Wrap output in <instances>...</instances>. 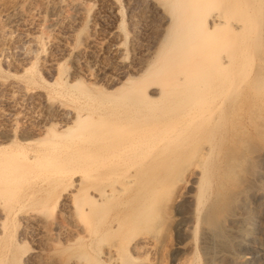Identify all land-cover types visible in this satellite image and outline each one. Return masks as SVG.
<instances>
[{
    "label": "bare ground",
    "instance_id": "6f19581e",
    "mask_svg": "<svg viewBox=\"0 0 264 264\" xmlns=\"http://www.w3.org/2000/svg\"><path fill=\"white\" fill-rule=\"evenodd\" d=\"M129 1L157 14L161 33L143 54L129 48L126 59L115 0H0V61L13 73L33 64L8 53L25 44L39 49L41 42L70 50L68 39L82 24L88 28L79 30L66 74L60 48L57 58H46L59 99L1 83L10 97L37 98L38 105L35 100L32 125L21 126L18 136L10 123H0V264L20 262L14 252L24 238L22 230L12 238L13 222L45 234L24 264H128L126 250L138 257L157 240L160 188L168 179L174 188L190 172L192 231L206 222V203L219 205L229 190L236 201L218 206L219 225H204L203 264L242 263L232 244L242 245L253 232V215L264 210V0ZM102 8L113 23L101 34ZM137 20L134 15L130 24ZM61 28L67 37L58 36ZM250 152L257 165L240 184ZM259 255L247 252L244 262L264 264ZM191 260L183 261L196 264Z\"/></svg>",
    "mask_w": 264,
    "mask_h": 264
},
{
    "label": "rangeland",
    "instance_id": "374dc122",
    "mask_svg": "<svg viewBox=\"0 0 264 264\" xmlns=\"http://www.w3.org/2000/svg\"><path fill=\"white\" fill-rule=\"evenodd\" d=\"M115 1H116L115 4H116V10H117L116 14L117 15H116V19H115L116 21H114V24L117 26V27L115 26L116 30H118L119 32L122 33V39H121L120 44L125 49L126 54H125L124 58L127 59L130 56L129 55L130 54L129 48H132V47L134 49L141 50L142 54L145 53L144 50L152 47V45H154L157 42V40H155L157 38L156 37L157 34L161 33L159 31L160 26L159 27L157 26L158 24L160 25V22H159L160 18L158 19L159 16L157 14L153 13L152 11H150V9L147 8V6L145 7V5L143 3H142L143 5H142L141 2H138L136 4H132L129 0H115ZM92 4L93 3H91L90 7L91 6L96 7V3L94 5H92ZM138 6H140V7H138ZM144 7H145V9H144ZM103 9L104 8H102V10ZM102 10H100L101 12H99L100 14H98V23L99 24H97L98 25L97 28L100 30L101 34L103 32L105 33L107 31V29L109 28V26L113 23V19H112L113 17L111 15V13L109 12V9L105 8L104 11H102ZM132 15L133 16L136 15V20L139 18V21L137 20L134 23L130 24V20L133 17ZM86 26L87 25H85V23H84V25L82 24L81 29H79L81 32L78 30V34H79V32H80V34L82 33L81 35L87 33L88 28H86ZM131 26H132V28H131ZM82 28H83V30H82ZM61 29H60L61 31L59 30V32H58L59 33L58 36L63 37V38L67 37L68 36V30L66 29L67 30L66 31L64 28H61ZM63 29H64V31H63ZM42 30H43L42 31V33H43L42 34V41H43L44 40L43 35H44L45 30L43 28H42ZM45 34H47V33L45 32ZM63 34H64V36H63ZM76 34H77V32H76ZM78 34L76 36L75 35L71 36L73 39H71V37H70L71 42H70V39L66 38L69 40V45L71 44L70 46L68 45L70 48V50L68 49L69 51L67 49L66 50L62 49V46H59L60 49L56 48L57 46H55V45H50L48 47V44L45 42L43 45V42H41V43L39 42V41H41L39 39L40 36L38 38V43L42 44V46L39 44L40 45V46L38 45L39 49L33 48L36 51H34L33 49L30 50L31 47L29 45H26V44L22 45L21 48L15 50L13 52V55H12L11 51H8V52H11V54H9L7 52L8 57H10V55H11L10 58L14 57L13 58L14 60L19 59L17 62H21V61L27 62L28 58H29V62H31V65L32 64L33 65H32V68L30 66L29 70H26L27 72L24 71V73L23 72L22 73H13L10 70V67L7 64V62L0 61V65H1L0 66V80H1L0 81V112H4V110H5V112L3 113V116H0V123L1 122L10 123L11 127H13L12 129H13L14 135L17 132L19 133V131H21L22 129L30 127L32 125L31 124L32 121L28 117V114L32 113L33 109H34V112L36 113L35 108L37 110L38 99L35 98V100H37L36 101L37 105H36L34 98L28 99L29 97H25L26 98L25 99L24 97L20 98V96L19 97L14 96V98H16V99H14L13 97H10L11 96L10 94H8L9 92H7V90L9 91V89L8 88L6 89L5 85H3L1 83L3 82L4 79H5L4 82L14 81L16 84H18V85L20 84V86L22 88L25 87V89L28 91L30 89H31L30 91H33V90L34 91H36V90L37 91H43L44 93L51 94L54 99L56 97H57V99H59V95L54 93V90L57 88L56 85L54 86L53 82H51L52 85L50 83V81H52L51 79H53V77H54V75H53L54 72L52 70L48 69V67H46L47 66L46 65V58L48 56L57 58V56H58L57 53L59 52V50H61V52H59V56H58V58L60 60V70L63 72V74H66V71L68 72V70L70 69V61H71L70 59L72 58V53H70V52L74 51L73 48L74 49L77 47L79 48V46H80L79 43L81 42V40L79 38H81V37H79L80 34L79 35ZM154 37H155V39H154ZM158 37H159V34H158ZM46 47H48V48H46ZM53 53H54V55H53ZM60 53L63 54V57H62V55H60ZM64 53H66L67 55ZM70 54H71V56H70ZM10 58H8V60H10ZM31 59H32V61H31ZM102 61H103V59L101 61H100V59H98L99 64L105 62V61H103V62ZM41 62H42V64H41ZM12 78H13V80H12ZM47 78H48V80H47ZM44 79L47 80V83L49 85H47V83L45 82L46 80L44 81ZM44 82H45V84H44ZM61 96H63V95H60V99L62 101L64 100V102H65V99L67 101V98H65L64 96L63 97H61ZM11 98L14 99L13 101H15V100L18 101L19 99L20 100H19V102H16V101L13 102L11 100ZM14 109H15V111H14ZM9 111H11V112H9ZM23 114H25V115H23ZM26 114H27V116H26ZM5 116L7 118H4ZM12 125H15V126H12ZM21 126L24 128H22ZM15 136H18V135L16 134ZM251 154H252V152H250L248 154V158H249V155L251 156ZM252 158H254L253 154H252V157H250L246 161L247 166L245 167L243 174L245 173L247 175H246V178H244L245 175L243 176V179H242V181H240V184L245 183V181L248 180V177L250 178V175L252 174V172L256 168L257 163L255 161L256 165L253 164L254 161ZM254 165H255V167H254ZM250 172H251V174H250ZM243 174H241V176ZM192 177H193L192 172L186 174L184 177V180L178 181L174 188H170L171 180L168 179L167 182L165 183L166 185L164 184L165 188H163V187L160 188V190H159L160 192H158V194L160 193L158 195V197L159 196L160 197L158 200L159 201L158 206L156 208L157 213H158L157 214L158 215L157 223L156 224L154 223V226H155L154 228L156 229V239H157V240H155V243L153 246L154 248L152 247L151 250H148L147 252L142 251L140 253H137V254L143 253V255L142 254L138 255V257L137 256L135 257V253L133 254V252L126 250L125 253L127 255V258L129 259V260L127 259L128 264H155V263L157 264L158 262H159L158 264H164V263L165 264L166 263H168V264H184L185 261H183V260H186L187 258H189L190 260L193 259L191 261H194L196 264H203L204 254L202 251V243H201V240H202L201 236L202 235L201 234H202L203 229L206 228V226H204V225H207V226L210 225L212 227L219 225V223L221 222V220H219V219H221L220 214L222 212L220 211L218 206H220L221 203L222 204H224L225 202L229 203L228 201H231L233 199L232 198L233 193H232V190L228 191V192H230L231 195L228 194V192H226V194H228L227 197L228 196L229 197L226 198V196H225L224 200H222V202L219 203V205L217 203H215L216 204V205L214 204L215 206L210 205L208 207V204L206 203L205 206L202 208V211H201L204 213H201V212L200 213L206 214L204 216L206 217L205 221L207 222V224H206V222L204 224L199 223L200 225L197 226L198 227V229H196L197 231L194 232V231H192L193 229H191V227H194V221H195V216H194L195 215V212H194L195 189L192 186L194 184H192V182L190 181L192 179ZM244 179H245V181H243ZM260 182L261 181L258 182V185L264 184V183H262L264 181H262L261 183ZM240 184H239V186H240ZM235 188H237V187H235ZM235 188H233V189H235ZM261 190L264 191V186H262ZM233 192H234V190H233ZM234 201L235 200L233 199L232 202L229 203V205L235 206L236 201H235V204H234ZM255 201H257V199L256 200L253 199L249 203L250 205L248 204L249 207L254 206ZM224 206H225V204H224ZM226 206H228V205L226 204ZM231 206H228V207H231ZM233 207H231V209ZM204 208H205V211H204ZM252 222H253V224H251V226H252L251 229L253 230V232L245 237V240L242 243V245L241 244H237V245L232 244V247L234 248V249L232 248L234 250L233 251L234 257L236 254L235 258H237L239 263L242 262L240 264H258L256 261L247 262V263L244 262L245 261L244 256L246 255L247 252H250V251L252 252L255 250L256 252H258V254H260L259 257H264V240H262L264 238H262V230H261L262 228H264V227H262V226H264V210H261L259 214L255 213V215H253V217H252ZM12 225H13V227L11 226V228H10V232H11L10 234H12L11 236L13 239L16 238V236L18 234L17 232L22 230L20 232L22 233V237L24 238L22 240L23 244L21 243L23 246L20 244L18 246L19 250L15 249L16 254L14 252V255L17 256L16 260H17L18 256L20 255L19 257L21 259L22 258L23 259L21 261V259L18 258L17 261H20V262H18V264H20V263L24 264L23 260L25 258V254L28 252L29 248L34 246V245L37 247H38V245H40L42 247V244H43L42 239H44L45 234L43 231L37 229L34 226L30 227V225H27V226L22 227V225L20 223H17V222H13ZM18 225H19V228L16 227ZM20 225H21V227H20ZM201 225L203 226L202 228L200 227ZM259 228H261V229H259ZM157 229L159 231H157ZM12 230H13V232H12ZM17 253H19V254H17ZM184 257H186V258L184 259ZM135 258L137 260H135ZM160 262H162V263H160ZM215 262H216V264H220V263H217V261H215ZM104 264H108V263L105 262Z\"/></svg>",
    "mask_w": 264,
    "mask_h": 264
}]
</instances>
